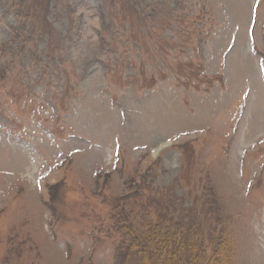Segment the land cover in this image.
I'll return each instance as SVG.
<instances>
[{"label": "rangeland", "instance_id": "1", "mask_svg": "<svg viewBox=\"0 0 264 264\" xmlns=\"http://www.w3.org/2000/svg\"><path fill=\"white\" fill-rule=\"evenodd\" d=\"M168 232L264 264V0H0V264Z\"/></svg>", "mask_w": 264, "mask_h": 264}, {"label": "trees", "instance_id": "2", "mask_svg": "<svg viewBox=\"0 0 264 264\" xmlns=\"http://www.w3.org/2000/svg\"><path fill=\"white\" fill-rule=\"evenodd\" d=\"M159 226H157V228H159L158 231H161L162 229ZM157 228H155V229H157ZM167 234H168L169 238L174 239V242L172 244V248L170 245L171 251L168 250V247L163 246L164 244H166V243H164L165 240H163V239L165 238V236ZM156 238L157 239H154L152 241V244L154 246L152 248V250H148V248L144 249L143 247L134 248L135 255H136L135 258H136L137 264H168L167 255H169V253H170L173 256H176L177 254L179 255L182 250L186 254L185 255L186 261H188L190 264H215L216 260L219 259L220 251H219V248H217L219 246H217L213 250V255H214L213 258H211V260L210 259L205 260V251L202 252V250H201L202 248L199 249L200 244L198 242H195V243H193V241L189 242L184 237H180V240H179V236L177 234H172L171 232H168L165 235H163L162 233L158 234V236ZM210 245H212L211 240H210ZM128 251L129 250H127V248L120 246L117 250L118 257L122 256V258H123L125 256V254L130 253ZM162 255L164 257L160 258ZM170 260H172V259H170ZM169 263H170V261H169ZM119 264H127V262L124 261V262L119 263Z\"/></svg>", "mask_w": 264, "mask_h": 264}]
</instances>
